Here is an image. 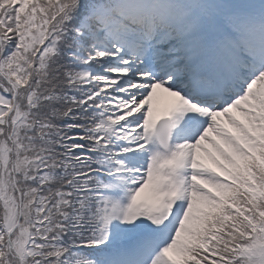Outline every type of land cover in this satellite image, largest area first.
I'll return each instance as SVG.
<instances>
[{
  "label": "snow or ice",
  "instance_id": "1",
  "mask_svg": "<svg viewBox=\"0 0 264 264\" xmlns=\"http://www.w3.org/2000/svg\"><path fill=\"white\" fill-rule=\"evenodd\" d=\"M0 264H264V0H0Z\"/></svg>",
  "mask_w": 264,
  "mask_h": 264
},
{
  "label": "rangeland",
  "instance_id": "2",
  "mask_svg": "<svg viewBox=\"0 0 264 264\" xmlns=\"http://www.w3.org/2000/svg\"><path fill=\"white\" fill-rule=\"evenodd\" d=\"M166 103H167V100L166 99H160V100L154 99V101H153V107L158 112V111L162 110L165 107Z\"/></svg>",
  "mask_w": 264,
  "mask_h": 264
}]
</instances>
